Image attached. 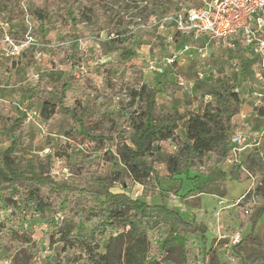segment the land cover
<instances>
[{
  "label": "rangeland",
  "instance_id": "rangeland-1",
  "mask_svg": "<svg viewBox=\"0 0 264 264\" xmlns=\"http://www.w3.org/2000/svg\"><path fill=\"white\" fill-rule=\"evenodd\" d=\"M72 1L59 0V8L67 9ZM113 1L121 15L130 22L134 34L130 48L135 55L127 62V66H133L132 79H122L125 61L121 59L119 51L103 47L102 42L106 37L102 35L97 38L92 25L82 24L75 32L73 24L69 22V29H58L55 26V14L44 36L38 31L36 21L25 13L20 20L7 23L4 6L0 3V38L9 35L15 39H25L28 36L32 43L26 50L27 60H21L20 57L0 59V116L15 117L18 110L28 113L30 137L19 149V155L27 164L33 162L35 169H50L55 177L80 187H84L88 179H96L94 173L98 171L100 177L96 182L100 187L113 192L128 191L133 198L138 194L137 198L152 204L165 202L185 220L206 225L205 233L184 234L182 260L185 264H264V258L260 255L264 252V129L257 131L264 127V117L255 111L257 105L264 103V89L257 75L260 69L259 55L247 51L241 45L230 49L216 41H212L207 50L201 51L207 43L206 38L193 40L179 37L178 42L167 44V33L164 34L157 27H150L154 24L155 16L160 20L177 11L179 2L199 6L196 1ZM185 44L192 47L187 53L182 49ZM172 54H178L172 68L176 76L185 79L188 89H183L174 97L159 93L158 104L162 113L199 111L211 100V96L206 93L217 84L220 76L238 85L240 96L247 103L243 105L241 115L247 114V111L252 115V118H243L251 124V130L246 134L258 132L256 138L260 143L254 151L242 157L244 169L238 180L220 181L213 185L210 192L196 194L191 191L208 179L204 170L192 172L188 179L186 176L170 177L165 166L158 165L160 180L147 188L128 181L127 188H124L121 184L113 183L110 176L112 164L102 159V154L111 147L110 143L83 145L67 137L66 133L69 132L76 138L79 127L61 107L46 125L37 115L42 106L39 99L41 93L50 98L55 97L50 78L58 76L63 81H69L73 72L77 77L85 75L97 84L107 103H101L92 96L84 100L89 101L97 114H111L116 121V131L120 135L124 134L129 115L138 107V101L132 98L133 92L144 83L155 85L159 79L150 69L149 61L156 59L159 65ZM81 57L87 59L86 63L72 69V63L78 62ZM28 60L34 62L29 63ZM64 61L68 64H64ZM202 72L204 78L199 77ZM108 77L116 85V91L108 90L105 81ZM166 79L163 78L164 81ZM79 87L80 84L71 83L73 91L68 94L69 98L81 96ZM255 91L263 94V97L255 95ZM8 145L9 140L0 124V151ZM164 150L169 151L170 148ZM47 156L53 158L46 161ZM221 167L227 172L234 169L226 162ZM259 214L253 230L252 220L257 219ZM13 225L17 230L0 234V264H55L60 246H50V228L44 219L39 215L19 212ZM239 242H243L244 257L241 259L232 256V249ZM160 247L156 245L152 258L163 252ZM67 255H62L63 264H75ZM165 264L174 263L170 261Z\"/></svg>",
  "mask_w": 264,
  "mask_h": 264
},
{
  "label": "trees",
  "instance_id": "trees-1",
  "mask_svg": "<svg viewBox=\"0 0 264 264\" xmlns=\"http://www.w3.org/2000/svg\"><path fill=\"white\" fill-rule=\"evenodd\" d=\"M0 3L7 23L20 20L25 13L36 21L38 31L44 36L55 14L58 29H69V22L75 32L82 24L92 25L97 38L106 37L103 47L119 51L125 61L122 79L133 78V66H127V62L135 55L130 48L134 34L130 22L121 15L113 0H73L67 9L59 8V0H0ZM19 57L27 60L26 52ZM86 61L81 57L71 68L81 67ZM64 64L68 63L64 61ZM158 76L155 85L144 83L133 92L132 98L138 101V107L129 115L126 133L121 135L111 114H97L89 101L84 100L92 96L107 103L97 84L73 72L69 81L58 76L50 78L55 97L41 93L42 106L37 115L46 125L61 107L79 127L76 138L69 132L67 137L83 145L110 143L102 159L112 164L113 183L124 188L128 181L147 188L160 180L158 165H164L170 177L188 179L192 172L204 170L208 179L191 191L196 194L210 192L217 182L238 180L243 162L230 172L221 167L229 156L233 136L239 131L251 130V124L241 115L245 100L240 96L238 85L220 76L206 93L211 100L199 111L162 113L158 94L174 97L183 88L178 85V76L171 67ZM105 81L108 90L116 91L110 77ZM71 83L80 84V97L69 98L68 94L73 91ZM255 111L264 117L262 105H257ZM27 120L28 113L24 110H18L15 117L0 116L9 140L8 147L0 151V234L17 230L13 224L19 212L31 213L39 215L50 228V246H60L55 264H63V254H68L75 264H165L170 261L185 264L182 260L184 234L205 233L206 225L185 220L165 202L152 204L133 198L128 191L113 192L100 187L96 182L100 177L98 171L94 173L96 179H88L80 187L55 177L50 169H35L33 162L27 164L19 155V149L30 137ZM180 127L186 130L185 138L177 133ZM171 147L173 151L164 150ZM69 148L70 145L66 152ZM52 158L47 156L46 161ZM260 215L252 220V229ZM156 245H161L163 252L152 258ZM232 251V256L243 258V242L234 245ZM260 255L264 258V252Z\"/></svg>",
  "mask_w": 264,
  "mask_h": 264
},
{
  "label": "built area",
  "instance_id": "built-area-1",
  "mask_svg": "<svg viewBox=\"0 0 264 264\" xmlns=\"http://www.w3.org/2000/svg\"><path fill=\"white\" fill-rule=\"evenodd\" d=\"M199 6L187 5L184 1L178 3V10L160 20L155 16L154 24L166 34L167 44L176 43L179 37L183 39L199 40L207 37V43L200 50H207L212 41H216L230 49L239 45L246 50L251 49L260 57V69L257 73L264 89V0H193ZM31 39H15L9 35L0 38V56L4 59L19 57L31 45ZM183 52H189L192 47L185 44ZM182 52V53H183ZM178 54H172L157 64L156 59L150 60V69L157 75H163L166 68L176 64ZM205 74L199 73L200 78ZM178 85L188 89L185 79L178 77ZM263 97V94L259 95ZM264 108V103L260 104ZM264 134V133H263ZM258 132L246 134L236 133L231 140V149L226 163L231 166L242 163V157L254 151L258 146ZM244 169V167H243ZM138 194H136V197ZM239 237L236 239L238 240Z\"/></svg>",
  "mask_w": 264,
  "mask_h": 264
},
{
  "label": "crops",
  "instance_id": "crops-1",
  "mask_svg": "<svg viewBox=\"0 0 264 264\" xmlns=\"http://www.w3.org/2000/svg\"><path fill=\"white\" fill-rule=\"evenodd\" d=\"M207 39V37H203L202 39ZM240 46V45H239ZM238 46V47H239ZM241 47H243V46H241ZM244 48V47H243ZM247 51H249V52H253V50H251V49H248ZM254 54H255V52H253ZM0 59H3L1 56H0ZM252 88H254L253 86H252ZM254 94L255 95H260L261 93H259V92H257V91H255L254 92ZM247 104V103H246ZM245 103H244V105H246ZM244 107V106H243ZM243 118H252V115L247 111V114H244L243 116H242ZM264 129V127H262V128H259L257 131H262ZM177 133H178V135H180V137H182V138H185V136H186V130L183 128V127H180V129L177 131ZM174 150V148L173 147H171L170 148V150L169 151H173ZM224 168V167H223ZM225 170V169H224Z\"/></svg>",
  "mask_w": 264,
  "mask_h": 264
}]
</instances>
